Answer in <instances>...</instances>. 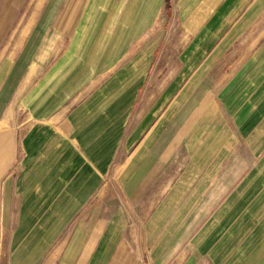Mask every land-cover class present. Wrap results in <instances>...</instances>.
<instances>
[{"label": "crops", "instance_id": "obj_1", "mask_svg": "<svg viewBox=\"0 0 264 264\" xmlns=\"http://www.w3.org/2000/svg\"><path fill=\"white\" fill-rule=\"evenodd\" d=\"M69 2L0 21V264H264V0ZM205 123L216 178L154 214Z\"/></svg>", "mask_w": 264, "mask_h": 264}, {"label": "rangeland", "instance_id": "obj_2", "mask_svg": "<svg viewBox=\"0 0 264 264\" xmlns=\"http://www.w3.org/2000/svg\"><path fill=\"white\" fill-rule=\"evenodd\" d=\"M67 0H0V21L7 22L12 21L11 27L8 29L6 37L4 39L3 53L10 51L13 47H18V43H12L14 39L20 35H27L28 37L35 35L36 25L41 27L43 23L53 19L54 16L59 15L63 3ZM81 3V0H70L69 6L62 18L61 25L65 23L68 26L73 20L75 13ZM70 19V22H69ZM32 25H34L32 29ZM21 26V27H20ZM19 30V33H17ZM33 32V33H32ZM17 33V35H16ZM16 37V38H15ZM11 38H13L11 40ZM11 40V41H10ZM11 42V43H10ZM219 129L217 123L199 125L194 129L188 138V147L190 153L187 156V162L183 169L177 174L171 187L164 193L161 203L156 208L154 214L158 215L161 212L163 216L174 217V206L176 201H180V198L188 195H200L204 191V181L208 179L216 178L217 172L208 170L213 168V164H216L217 159L221 156L215 155L210 157L208 152L215 151L216 147H221V140L219 146L211 143L210 140H206V133L215 132ZM216 143V141H214ZM221 149V148H220ZM221 150H219V154ZM215 158V159H214ZM212 165V166H211ZM204 186V187H203ZM171 212L172 215H171ZM173 221H167V226ZM163 224V222H161ZM170 238V235H166L163 240L166 241Z\"/></svg>", "mask_w": 264, "mask_h": 264}]
</instances>
